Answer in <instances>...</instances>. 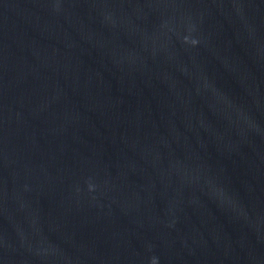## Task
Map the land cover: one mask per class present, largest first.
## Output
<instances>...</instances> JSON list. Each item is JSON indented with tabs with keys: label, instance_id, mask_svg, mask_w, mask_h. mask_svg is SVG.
<instances>
[{
	"label": "clouds",
	"instance_id": "obj_1",
	"mask_svg": "<svg viewBox=\"0 0 264 264\" xmlns=\"http://www.w3.org/2000/svg\"><path fill=\"white\" fill-rule=\"evenodd\" d=\"M193 43H195V41H193ZM152 264H156L155 258L153 259Z\"/></svg>",
	"mask_w": 264,
	"mask_h": 264
}]
</instances>
